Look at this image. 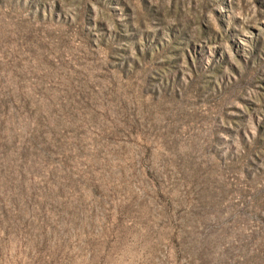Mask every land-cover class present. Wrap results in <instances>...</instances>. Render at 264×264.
<instances>
[{"label": "rangeland", "instance_id": "obj_1", "mask_svg": "<svg viewBox=\"0 0 264 264\" xmlns=\"http://www.w3.org/2000/svg\"><path fill=\"white\" fill-rule=\"evenodd\" d=\"M0 264H264V0H0Z\"/></svg>", "mask_w": 264, "mask_h": 264}]
</instances>
